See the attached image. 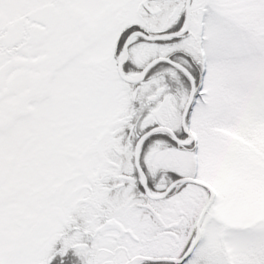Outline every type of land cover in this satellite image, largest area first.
I'll use <instances>...</instances> for the list:
<instances>
[{
    "label": "snow or ice",
    "instance_id": "1",
    "mask_svg": "<svg viewBox=\"0 0 264 264\" xmlns=\"http://www.w3.org/2000/svg\"><path fill=\"white\" fill-rule=\"evenodd\" d=\"M0 264H264V0H0Z\"/></svg>",
    "mask_w": 264,
    "mask_h": 264
}]
</instances>
